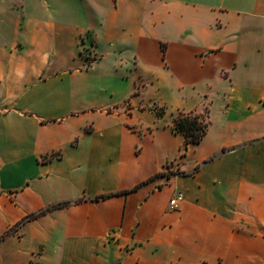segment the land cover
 Segmentation results:
<instances>
[{"label": "crops", "instance_id": "0c3cea01", "mask_svg": "<svg viewBox=\"0 0 264 264\" xmlns=\"http://www.w3.org/2000/svg\"><path fill=\"white\" fill-rule=\"evenodd\" d=\"M0 264H264V0H1Z\"/></svg>", "mask_w": 264, "mask_h": 264}, {"label": "trees", "instance_id": "16d2710c", "mask_svg": "<svg viewBox=\"0 0 264 264\" xmlns=\"http://www.w3.org/2000/svg\"><path fill=\"white\" fill-rule=\"evenodd\" d=\"M161 50L164 55V44H161ZM164 114V110L162 109L161 111H157L158 116H162ZM209 126V121L207 120L206 117L201 116V114L198 113H192V112H179L177 115L174 116L173 118V130L177 133H180L184 137V142L181 147L183 154L187 147L192 144H197L199 143L202 138L204 137L207 129ZM182 154V155H183ZM213 157H211L209 160H212ZM172 173H166L165 176H169ZM163 175V174H160ZM156 177V176H154ZM154 177L150 178L153 179ZM145 182H142L136 186H134L131 189H126V190H121L117 191L115 193H110V194H104L98 197H95L94 199H105L107 197L113 196V195H125L128 194L134 190H136L138 187L143 185ZM79 200L71 202V201H59L57 203H54L46 208H43L39 210L38 212H35L33 214H30L27 216V219L34 218L38 215H42L48 211L54 210V209H60L64 207H68L69 205L73 203H77Z\"/></svg>", "mask_w": 264, "mask_h": 264}, {"label": "rangeland", "instance_id": "374dc122", "mask_svg": "<svg viewBox=\"0 0 264 264\" xmlns=\"http://www.w3.org/2000/svg\"><path fill=\"white\" fill-rule=\"evenodd\" d=\"M1 2V0H0ZM90 56V55H88ZM155 81H147L146 82V91L144 92V101H148L149 99H151L152 101L158 102V104H156L155 111H161L162 109L164 110V114L165 112L168 110L170 111V103L169 101L173 99V95H174V91L173 90H168V88H166V90H164V88L161 87H156ZM162 103V104H159ZM179 112H185L181 109L175 110L174 114H173V118L175 115H177ZM168 114H170V112H168ZM201 116L206 117L207 115V107L205 106L204 108H202L200 110ZM169 116V115H168ZM167 118V115H166ZM182 150V149H181ZM183 154V153H182ZM54 155L56 154H52L49 157H54ZM48 158V157H46ZM177 173V170L175 169V166L170 165L169 168L167 169V173ZM171 175V174H170ZM26 220V219H25Z\"/></svg>", "mask_w": 264, "mask_h": 264}, {"label": "built area", "instance_id": "2783aa9c", "mask_svg": "<svg viewBox=\"0 0 264 264\" xmlns=\"http://www.w3.org/2000/svg\"><path fill=\"white\" fill-rule=\"evenodd\" d=\"M170 165L171 163H167V169L169 168ZM182 200H183V193L180 190L175 191L174 194L169 199V202H168L169 209L177 210ZM25 219H27V217Z\"/></svg>", "mask_w": 264, "mask_h": 264}]
</instances>
